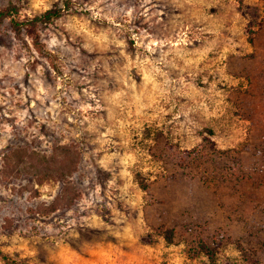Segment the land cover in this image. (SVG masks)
<instances>
[{
	"label": "rangeland",
	"instance_id": "obj_1",
	"mask_svg": "<svg viewBox=\"0 0 264 264\" xmlns=\"http://www.w3.org/2000/svg\"><path fill=\"white\" fill-rule=\"evenodd\" d=\"M7 6L64 13L0 26V264H264V0ZM16 146L80 153L71 206Z\"/></svg>",
	"mask_w": 264,
	"mask_h": 264
},
{
	"label": "trees",
	"instance_id": "obj_2",
	"mask_svg": "<svg viewBox=\"0 0 264 264\" xmlns=\"http://www.w3.org/2000/svg\"><path fill=\"white\" fill-rule=\"evenodd\" d=\"M63 13L64 9L62 8H52L38 16L19 19L17 17L18 9L14 6H7L0 9V26L8 22L11 31L17 37L26 35L36 42L39 28L51 24L55 19L60 18ZM36 50L39 52L38 49ZM29 150L28 147L19 146L6 149L4 167L1 166L2 173L13 174L19 179L26 175H31L38 184H41L44 180H52L64 184L62 197L57 199L56 207L61 206L64 208L71 206L74 188L66 183L65 177H71L77 172L78 162L70 158H64L62 155L64 153H71L78 158L80 153L78 151H71L67 147H59L56 153L52 150L50 156H46L45 154L40 155ZM56 207L51 209L38 207V211L34 214L41 216L48 212L52 213ZM199 250L210 259L214 256L212 250L207 245H202Z\"/></svg>",
	"mask_w": 264,
	"mask_h": 264
}]
</instances>
